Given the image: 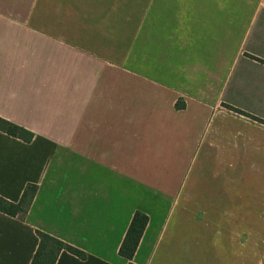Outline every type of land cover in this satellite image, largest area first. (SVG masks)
<instances>
[{"label": "crops", "instance_id": "crops-1", "mask_svg": "<svg viewBox=\"0 0 264 264\" xmlns=\"http://www.w3.org/2000/svg\"><path fill=\"white\" fill-rule=\"evenodd\" d=\"M86 1L71 23L0 0V117L34 135L0 131V196L37 186L0 212V264H31L37 231L87 255L56 264H128L137 211L135 264L261 255L264 0Z\"/></svg>", "mask_w": 264, "mask_h": 264}, {"label": "trees", "instance_id": "trees-1", "mask_svg": "<svg viewBox=\"0 0 264 264\" xmlns=\"http://www.w3.org/2000/svg\"><path fill=\"white\" fill-rule=\"evenodd\" d=\"M238 112L245 114L241 111ZM0 131L26 143L31 142L34 137L31 131L1 117ZM36 192L37 186L35 184H29L26 186L21 199L18 202H11L0 196V212L11 217L27 213L31 207ZM148 222L149 217L146 214L139 211L135 212L123 243L119 249V254L128 261V264H135L133 258ZM37 235L39 238V245L31 264H56L59 255L63 251L75 255L82 260L87 258V255L83 251L51 235L41 231H37Z\"/></svg>", "mask_w": 264, "mask_h": 264}, {"label": "rangeland", "instance_id": "rangeland-1", "mask_svg": "<svg viewBox=\"0 0 264 264\" xmlns=\"http://www.w3.org/2000/svg\"><path fill=\"white\" fill-rule=\"evenodd\" d=\"M28 0H22V2ZM83 0H40L39 6L45 8L49 12L48 18L51 22L65 21V22H88L91 20L89 15L94 13H101L98 9H90L86 0L80 4ZM61 6V7H60ZM40 21V17H39ZM262 254H249L250 247H247L246 262L247 264H264V240H262Z\"/></svg>", "mask_w": 264, "mask_h": 264}]
</instances>
